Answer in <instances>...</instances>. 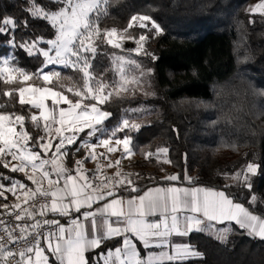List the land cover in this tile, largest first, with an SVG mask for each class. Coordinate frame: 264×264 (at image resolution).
Masks as SVG:
<instances>
[{
  "label": "snow or ice",
  "instance_id": "obj_1",
  "mask_svg": "<svg viewBox=\"0 0 264 264\" xmlns=\"http://www.w3.org/2000/svg\"><path fill=\"white\" fill-rule=\"evenodd\" d=\"M110 3L25 0L26 19L0 17V35L8 36L6 45L13 50L0 56V82L17 85L0 92L8 98L0 100V167L24 176L21 180L0 172V198L7 201L5 193L15 197L13 203L0 204V264H181L203 254L173 237L198 233L227 243L238 228L264 241V214L256 211L264 198L253 184L261 174L260 164L248 162L240 171L225 173L234 183L224 189L195 186L186 174L187 186L171 183L181 181L179 174L164 177L167 187L142 186L139 173L122 170L121 158L135 155L130 133L140 130L136 120L148 109H126L120 122L109 128L112 113L102 106L142 90L153 69L114 52L106 69L113 73L109 80L96 73L93 62L102 47L156 60L146 46L164 29L149 14L131 15L123 29L102 27ZM248 11L264 16V0ZM29 19L45 22L52 36L17 41L15 31L27 29ZM135 29L138 34H133ZM129 40L134 49H125ZM14 51L38 59L40 65L29 72L17 63ZM55 66L79 74V79L66 90L63 85L57 89L62 72ZM168 151L160 147L143 154L170 164ZM116 153L121 158L112 160ZM89 161L97 162L91 173L84 167ZM114 167L110 176L102 172ZM232 187L247 192L246 203L228 191ZM108 241L115 244L105 247ZM94 251L90 260L87 253Z\"/></svg>",
  "mask_w": 264,
  "mask_h": 264
},
{
  "label": "trees",
  "instance_id": "obj_2",
  "mask_svg": "<svg viewBox=\"0 0 264 264\" xmlns=\"http://www.w3.org/2000/svg\"><path fill=\"white\" fill-rule=\"evenodd\" d=\"M251 1L111 0L109 15L101 20L102 27L123 29L131 15L149 14L164 29L146 46L156 60L132 56L145 68L153 69L142 91L127 98L114 97L103 107L112 113L106 122L109 128L120 122L126 109H148L143 119L136 120L142 125L140 130L130 133L135 155L143 160V153L167 147L171 169L182 178L173 184L187 185L183 180L186 174L195 186L224 189L230 184L225 173L240 171L248 162H255L261 165V174L253 178L254 191L264 198V16L247 11ZM25 7V0H0V17L26 19L22 11ZM52 31L45 22L29 19L28 28H18L15 38H48ZM7 39V35H0V56L13 51L6 45ZM114 52L130 55L102 47L93 62L96 73L105 74L109 80L113 73L106 69L112 66ZM14 54L19 58L17 63L29 72L40 65L38 59H29L22 51ZM59 71L65 78L72 77L70 84L79 79V74L70 70ZM15 86L0 82V92ZM0 172L16 176L2 167ZM140 184L170 185L160 177L147 178ZM228 191L238 202L246 203V191L238 187ZM256 211L264 214V205H258ZM189 243L203 258L181 264H264V241L238 228H234L227 243L198 233L189 237ZM114 244L108 241L105 247ZM95 255L94 251L87 256L91 260Z\"/></svg>",
  "mask_w": 264,
  "mask_h": 264
},
{
  "label": "rangeland",
  "instance_id": "obj_3",
  "mask_svg": "<svg viewBox=\"0 0 264 264\" xmlns=\"http://www.w3.org/2000/svg\"><path fill=\"white\" fill-rule=\"evenodd\" d=\"M258 2H259V0H252L250 2V4L248 5L247 11L249 8H251L252 6L257 4ZM137 32L139 33V29L133 30V33H137ZM124 47H125V49H134L136 47V45L133 41L129 40V41L125 42ZM126 53L130 54L131 57L136 55V53L134 51L133 52H126ZM127 56H129V55H127ZM51 67H53V66H50V68ZM55 67L57 68V70L62 68L61 66H55ZM71 84H70L69 79L62 76V78L55 84V87L57 89H59L60 86L63 85L64 89L66 90V88L71 86ZM141 91L142 90L138 88L136 90L135 94L139 93ZM135 94H125L124 98L134 96ZM104 151H105V149H103V148L97 149V152H104ZM80 155L81 154H77L76 156L73 157V159L79 158ZM111 158H112V160H115V159L121 158V157H120L119 153H116V154L112 155ZM167 159H168V157H167ZM96 163H97L96 161H89V162L85 163L84 167L89 171V173H91L92 171L95 170ZM100 163L104 164V163H106V161L101 160ZM69 166H71V165H69ZM121 167H122V170L124 172L133 173V174L139 173L140 174L139 183L142 180H145L147 178H153V179L156 177L164 178L167 175H174L175 174V173H173L170 164L160 162V159H158L155 156H153L150 159H143V160L141 158H139L137 155H133L131 158H121ZM115 171H116L115 167L111 168V169H102V172L106 175H109V176L112 175ZM15 174H16V176H15L16 178L24 180L23 174H20V173H15ZM132 179L135 180V179H137V177L135 175H133ZM228 181L230 184L234 183L232 180L228 179ZM25 182L27 183V181H25ZM5 183H7V181H5ZM28 183H30V182H28ZM5 195L8 196V200L5 201L2 198V201H0V204L15 202V197L12 196L10 193H5Z\"/></svg>",
  "mask_w": 264,
  "mask_h": 264
},
{
  "label": "crops",
  "instance_id": "obj_4",
  "mask_svg": "<svg viewBox=\"0 0 264 264\" xmlns=\"http://www.w3.org/2000/svg\"><path fill=\"white\" fill-rule=\"evenodd\" d=\"M168 186H170V185H168ZM179 186H187V185H179ZM165 187H167V186H165ZM198 187H200V186H198ZM61 222L65 223L66 221H61ZM173 240L176 241V242H187V243H189V237H183V238H181V237H173ZM89 253H91V252H89ZM89 253H87V255Z\"/></svg>",
  "mask_w": 264,
  "mask_h": 264
}]
</instances>
